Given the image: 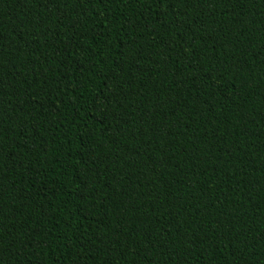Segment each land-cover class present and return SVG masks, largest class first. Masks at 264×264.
Listing matches in <instances>:
<instances>
[{
	"label": "trees",
	"instance_id": "trees-1",
	"mask_svg": "<svg viewBox=\"0 0 264 264\" xmlns=\"http://www.w3.org/2000/svg\"><path fill=\"white\" fill-rule=\"evenodd\" d=\"M0 264H264V0H0Z\"/></svg>",
	"mask_w": 264,
	"mask_h": 264
}]
</instances>
